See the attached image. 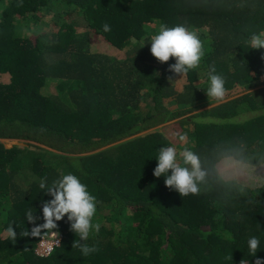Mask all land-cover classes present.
<instances>
[{"label":"trees","instance_id":"trees-1","mask_svg":"<svg viewBox=\"0 0 264 264\" xmlns=\"http://www.w3.org/2000/svg\"><path fill=\"white\" fill-rule=\"evenodd\" d=\"M161 23L194 29L203 42L205 55L181 92L169 71L175 60L162 64L150 52ZM260 32L264 0H0V140L25 143L0 142V264L264 260V187L181 197L153 175L159 150L179 144L177 133L188 136L178 151L207 156L217 144L243 140L264 153V49L249 43ZM96 37L120 55L92 53ZM211 66L226 80L223 102L204 93ZM169 122L168 137L156 130ZM70 172L96 197L93 223L101 227L81 243L98 251L84 256L73 247L79 237L65 216L59 244L40 257L42 238L22 235L35 226L26 213L42 224V204L52 197L41 180ZM251 237L260 241L256 257Z\"/></svg>","mask_w":264,"mask_h":264},{"label":"clouds","instance_id":"clouds-1","mask_svg":"<svg viewBox=\"0 0 264 264\" xmlns=\"http://www.w3.org/2000/svg\"><path fill=\"white\" fill-rule=\"evenodd\" d=\"M104 30H110L107 24L104 25ZM150 43L151 55L162 64L174 59L175 63L169 67V71L182 78L190 70L197 69L205 55L203 42L197 31L185 25L170 27L161 23L156 34L151 36ZM249 43L253 49H264V32L252 34ZM208 80L207 97L223 102L227 96L226 80L222 75L216 74L214 66L209 69ZM177 136L181 143L188 142L186 133H177ZM156 160L153 175L156 178L164 177L165 186L178 192L181 197L213 190H222L225 195L246 194L250 188L264 187V153L250 151L243 140L217 144L207 156H201L190 148L178 151L175 146L162 147ZM39 186L46 189L44 193L52 197L42 204L44 222L36 225L35 211L29 210L25 218L35 226L31 231L22 233L25 237L42 238L37 244L36 254L41 241H55L56 245L59 244L57 222L65 216L70 223V230L79 237L73 247H78L84 256L97 252L96 246L81 243L87 241L93 232L98 233L101 227L99 223H93L97 200L87 185L70 172L54 179L51 184L41 180ZM6 232L9 238L16 240L17 231L14 226L9 225ZM259 244L256 237L248 240L249 253L253 257H256ZM241 264H245V261L242 260ZM255 264H264V260L257 258Z\"/></svg>","mask_w":264,"mask_h":264},{"label":"rangeland","instance_id":"rangeland-1","mask_svg":"<svg viewBox=\"0 0 264 264\" xmlns=\"http://www.w3.org/2000/svg\"><path fill=\"white\" fill-rule=\"evenodd\" d=\"M57 3H58V1H56L55 4H57ZM46 28H47V26L42 24L38 28H33V32H37V31H41V30L43 31ZM148 42L150 43V41H148ZM90 51L92 53L107 54L109 56H117V55L119 56L120 55L118 52L114 51V49L111 48L109 45H106L101 38H97V37L94 39V41H92L91 46H90ZM3 79H5V78H3ZM261 81L264 83V77L261 78ZM185 83H186V79L184 77L183 78L181 76L177 77L174 81V87H175L176 91L181 92L182 87ZM44 88L49 94H55V82L47 81L46 86ZM204 93L207 96L206 91H204ZM209 100L211 101L213 99L209 98ZM167 102H168V100H167ZM212 106H214V105H212ZM212 106H206L205 108L209 109ZM199 111H197V112H199ZM197 112H194V113H197ZM170 123L171 122L166 123L164 125H160V126H158V128H156V130L161 129L165 134H167V137H168V130H164V128L168 125H172V123L171 124ZM187 128L191 129L192 126L189 125ZM147 132H150V131L148 130V131L142 132L139 135L145 134ZM176 141H178L179 144H176L174 142V144L172 146H175L178 150L180 145H183L184 143H181L178 139ZM0 142L4 145L5 148H10L11 146H24L25 145V143L23 141H16V140H1Z\"/></svg>","mask_w":264,"mask_h":264},{"label":"built area","instance_id":"built-area-1","mask_svg":"<svg viewBox=\"0 0 264 264\" xmlns=\"http://www.w3.org/2000/svg\"><path fill=\"white\" fill-rule=\"evenodd\" d=\"M56 244L55 241H41L38 245L37 254L48 255L52 250V246Z\"/></svg>","mask_w":264,"mask_h":264}]
</instances>
